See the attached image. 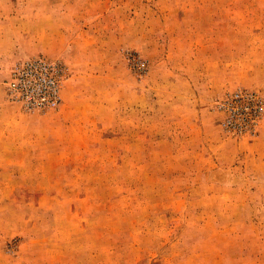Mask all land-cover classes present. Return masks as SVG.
I'll use <instances>...</instances> for the list:
<instances>
[{
  "label": "rangeland",
  "instance_id": "rangeland-1",
  "mask_svg": "<svg viewBox=\"0 0 264 264\" xmlns=\"http://www.w3.org/2000/svg\"><path fill=\"white\" fill-rule=\"evenodd\" d=\"M64 69L31 109L19 63ZM264 0H0V264H264Z\"/></svg>",
  "mask_w": 264,
  "mask_h": 264
},
{
  "label": "built area",
  "instance_id": "built-area-1",
  "mask_svg": "<svg viewBox=\"0 0 264 264\" xmlns=\"http://www.w3.org/2000/svg\"><path fill=\"white\" fill-rule=\"evenodd\" d=\"M62 66L45 58L19 63L15 66L9 82V92L31 109H53L61 102ZM228 109L233 112L224 122L228 129L238 127L237 118H241L247 127L256 128L264 113V103L255 93L236 92Z\"/></svg>",
  "mask_w": 264,
  "mask_h": 264
}]
</instances>
